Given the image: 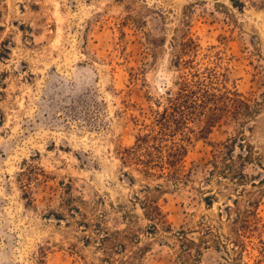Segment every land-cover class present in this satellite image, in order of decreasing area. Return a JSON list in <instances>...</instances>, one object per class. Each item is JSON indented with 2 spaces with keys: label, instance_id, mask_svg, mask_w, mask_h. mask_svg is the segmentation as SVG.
<instances>
[{
  "label": "rangeland",
  "instance_id": "rangeland-1",
  "mask_svg": "<svg viewBox=\"0 0 264 264\" xmlns=\"http://www.w3.org/2000/svg\"><path fill=\"white\" fill-rule=\"evenodd\" d=\"M188 38L200 44L197 68L216 66L261 106L248 124L232 114L206 134L194 124L188 180L175 187L125 165L119 150L135 143V119L152 120L177 90ZM242 134L233 155L247 179L225 178L213 153ZM240 141L255 162L242 163ZM147 185L165 188L172 233L147 232L136 200ZM250 205L264 222V0H0V264H108L100 239L116 230L132 236L114 263L146 247L142 264H181L185 230L200 264H253L257 249L235 262L212 241L229 232L227 206L235 216Z\"/></svg>",
  "mask_w": 264,
  "mask_h": 264
},
{
  "label": "trees",
  "instance_id": "trees-1",
  "mask_svg": "<svg viewBox=\"0 0 264 264\" xmlns=\"http://www.w3.org/2000/svg\"><path fill=\"white\" fill-rule=\"evenodd\" d=\"M182 52L192 53L189 59L182 57L176 61L177 66H182L184 71L178 82L175 92L168 91L166 103L161 110H155L153 119L147 121L145 118H136V124L140 125V131L136 135L135 143L131 147H122L119 152L125 165L135 164L141 166L140 172L147 177H157L167 180L176 186L186 183L188 171L185 169L186 157L189 145L192 143L193 135L196 133L194 124L199 123V131L206 134L226 115L232 114L241 120L242 124H248V120L253 118L258 112L261 102L257 99L250 101L246 99L238 90L229 88L225 83V74L219 71L216 66H207L203 70L196 67V57L200 44L193 38H188L183 43ZM195 57V58H193ZM218 66V65H217ZM138 122V123H137ZM251 127H249L250 129ZM244 134L230 137L222 143L220 149L216 150L212 159V166L218 167L219 159H223V170L220 174L225 178H237L245 181L247 176L244 172L237 171L236 160L233 155L237 141L243 140ZM246 150L245 154H238L242 163L255 162L252 144L244 146V141L239 142V148ZM31 166L29 169L32 170ZM212 169V173L214 171ZM31 179H21L22 189L25 198L32 202ZM164 187L147 185L143 190V197L136 196L144 216L151 221L154 231H147L150 234L163 229L166 232H173L168 222L167 214L159 203L160 194ZM210 199L206 197V201ZM212 202H209L210 205ZM238 201L234 199V205ZM227 216L230 221L229 232L212 234V241L216 249L223 250L228 256L232 255V260L238 262L248 248L257 249L259 257L253 264H264V222L255 205H250L245 209L237 208L235 216L230 213L231 207L227 206ZM156 230V231H155ZM212 232V231H211ZM176 234L180 240L179 257L183 259L181 264H200L201 247L196 241L187 236L185 230H180ZM213 233V232H212ZM131 234L126 231H105L100 239L102 251L106 255L104 260L108 264H142L139 260L146 247L136 251L133 257L123 256L114 263V254H124L126 242L122 237L131 238ZM257 237L258 244L253 241ZM135 239H138L135 238ZM39 264H44L41 259Z\"/></svg>",
  "mask_w": 264,
  "mask_h": 264
}]
</instances>
